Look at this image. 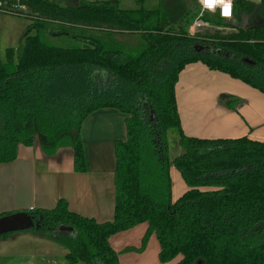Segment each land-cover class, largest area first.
Listing matches in <instances>:
<instances>
[{
	"label": "trees",
	"instance_id": "obj_1",
	"mask_svg": "<svg viewBox=\"0 0 264 264\" xmlns=\"http://www.w3.org/2000/svg\"><path fill=\"white\" fill-rule=\"evenodd\" d=\"M75 1L24 0L29 12L20 17L31 24L17 62L11 49L0 59V165L38 141L48 156L72 148L75 171L85 173L83 124L116 109L127 137L115 144L114 218L98 223L62 199L54 209L23 211L39 224L28 233L63 246L69 264H120L121 254L144 253L153 236L161 264H264V142L189 137L176 98L181 72L195 63L264 94V0H236L230 21L206 14L214 28L232 29L208 38L189 31L196 0H160L155 11L145 0L135 11L116 0ZM129 34L140 42L119 39ZM227 97L236 110L239 100ZM172 130L183 152L171 161ZM171 166L188 187L176 202ZM140 224V246L117 252L111 239Z\"/></svg>",
	"mask_w": 264,
	"mask_h": 264
},
{
	"label": "crops",
	"instance_id": "obj_2",
	"mask_svg": "<svg viewBox=\"0 0 264 264\" xmlns=\"http://www.w3.org/2000/svg\"><path fill=\"white\" fill-rule=\"evenodd\" d=\"M222 96L239 100L236 110L223 106ZM176 98L185 135L212 140L248 137L264 142V94L245 83L202 63L190 64L179 76ZM81 135L85 173L75 171L72 148L63 147L48 156L38 141L33 147L20 146L17 160L0 165V216L54 209L63 199L76 214L98 223L112 221L115 144L126 140L125 115L113 108L96 111L85 120ZM146 230L147 226L140 224L114 236L111 244L117 252L138 247ZM159 250L153 236L144 253L121 254L120 264H161ZM66 255L55 241L33 233H16L0 240V264H69Z\"/></svg>",
	"mask_w": 264,
	"mask_h": 264
},
{
	"label": "rangeland",
	"instance_id": "obj_3",
	"mask_svg": "<svg viewBox=\"0 0 264 264\" xmlns=\"http://www.w3.org/2000/svg\"><path fill=\"white\" fill-rule=\"evenodd\" d=\"M90 1H111V0H90ZM119 3V7L122 10L135 11L139 9V6L136 3V0H116ZM75 0H65V4H74ZM160 6V0H145L143 8L149 11H155ZM260 15H264V8H259ZM31 24V20L25 17L12 16L0 13V59L4 62L6 61V52L11 49L15 53V63L17 62L16 52L18 51L20 45L23 43V34L27 27ZM191 24L190 28L192 27ZM189 28V31H190ZM222 33L226 35L232 32V29L226 28H214L213 26L210 29H204L199 32L197 35H200L204 38L213 37L217 33ZM119 39L124 42L126 45L135 46L140 42V38L135 34L125 35L119 37ZM227 97V96H226ZM224 97L225 100L220 102L223 106H227L226 102L228 97ZM169 142H170V160L182 154V149L178 145V134L176 130L169 132ZM170 174L173 183V202H176L181 198L185 192L188 190L186 184L183 182V179L179 171L171 166ZM57 243V242H56ZM58 244V243H57ZM59 247L65 249L63 246L58 244ZM34 247H30L33 249ZM66 250V249H65ZM67 251V250H66ZM83 264V263H81Z\"/></svg>",
	"mask_w": 264,
	"mask_h": 264
},
{
	"label": "built area",
	"instance_id": "obj_4",
	"mask_svg": "<svg viewBox=\"0 0 264 264\" xmlns=\"http://www.w3.org/2000/svg\"><path fill=\"white\" fill-rule=\"evenodd\" d=\"M198 6L200 7V12L195 18L192 27L190 28V34L196 35L204 29H210L212 25L204 20L206 14L219 16L220 18L230 21L234 17L235 3L236 0H220L212 5L207 6L204 0H196ZM251 3L258 4L261 0H248ZM228 7L230 10L229 15L224 14V8ZM28 7L24 0H0V13L12 16H23L28 13Z\"/></svg>",
	"mask_w": 264,
	"mask_h": 264
},
{
	"label": "water",
	"instance_id": "obj_5",
	"mask_svg": "<svg viewBox=\"0 0 264 264\" xmlns=\"http://www.w3.org/2000/svg\"><path fill=\"white\" fill-rule=\"evenodd\" d=\"M37 228H39V224L25 212L0 217V237L16 233H27Z\"/></svg>",
	"mask_w": 264,
	"mask_h": 264
},
{
	"label": "snow or ice",
	"instance_id": "obj_6",
	"mask_svg": "<svg viewBox=\"0 0 264 264\" xmlns=\"http://www.w3.org/2000/svg\"><path fill=\"white\" fill-rule=\"evenodd\" d=\"M216 2H217V0H204V3H205L207 6H209V7H211L212 5H214ZM220 2L222 3L223 0H220ZM224 14H225V15H229V14H230V10H229L228 7H225V8H224Z\"/></svg>",
	"mask_w": 264,
	"mask_h": 264
}]
</instances>
